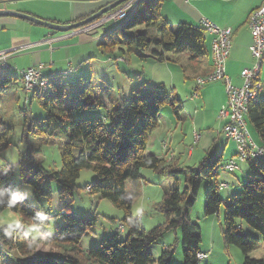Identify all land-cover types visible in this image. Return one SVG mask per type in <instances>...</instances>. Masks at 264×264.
<instances>
[{
	"label": "trees",
	"instance_id": "16d2710c",
	"mask_svg": "<svg viewBox=\"0 0 264 264\" xmlns=\"http://www.w3.org/2000/svg\"><path fill=\"white\" fill-rule=\"evenodd\" d=\"M162 1L139 0L123 18L102 24L104 35L98 44L101 53L125 47L135 51L141 60L152 57L166 62L170 54H187L190 60H203L208 54L207 35L200 23L172 25L161 13ZM91 57L79 61L77 69L90 63ZM7 69L0 70V96L9 91L14 94L17 79L22 82L21 75L11 76ZM72 73L73 68L42 74L44 85L25 96L24 102L28 98L35 99L45 116L36 118L29 109L18 110L23 118L22 139L25 140L24 132L30 135L33 129L40 135L62 140L60 168H45L36 160L39 150L30 147L18 156V182L9 174L0 176V212L8 209L16 213L24 226L48 224L52 214H42L31 205L18 185L29 187L36 201L49 202L51 185L55 182L59 199L56 215L62 217V222L54 225L52 236L40 234L37 238L29 235L22 225L0 226V258L8 255L7 264H168L174 245H164L158 256L152 253L150 246L172 230L175 235L178 232L183 247L182 264H201L206 255L199 250L200 228L188 211L194 206L203 182L206 183L203 214L218 215L223 204L220 188L226 189L228 184L218 181L219 169L224 164L222 154L216 151L215 140L195 166L169 163L164 156L166 152L160 156L148 153L147 142L159 126L158 116L164 106L170 108L175 120L181 119L182 101L172 88L168 92L164 83L144 81L125 96L109 83L95 81L92 72L85 73L90 74L89 77H80L76 84L62 82L63 77ZM260 93L247 102L245 120L247 128L251 126L256 134L258 144L264 147V96ZM90 112H101L102 116L82 118ZM9 133L10 127L0 118V151L8 146ZM244 162L252 176L242 185L241 192L224 204L221 240L224 245H234L241 250L242 264H264V256L249 257L250 252L264 242V160L248 156ZM144 169L173 180L153 207L163 217V222L149 230L132 218L131 200L126 196L125 187L126 180H145L141 176ZM83 170H91L95 175L85 185V191L108 200L124 214L122 220L108 218L117 231L102 239L98 247L87 249L81 247L80 241L85 233L92 231L100 215L79 216L71 210L74 195L81 191L77 179ZM124 227H127V235L122 240L119 233ZM39 245L49 246V251L37 252Z\"/></svg>",
	"mask_w": 264,
	"mask_h": 264
},
{
	"label": "rangeland",
	"instance_id": "374dc122",
	"mask_svg": "<svg viewBox=\"0 0 264 264\" xmlns=\"http://www.w3.org/2000/svg\"><path fill=\"white\" fill-rule=\"evenodd\" d=\"M124 2L117 4L116 7H112L110 10L107 9L103 14L85 23L83 26L67 30V33H72L73 35L71 37L65 36L67 38H64L62 41H56L55 39L63 36L65 32H53V37L51 38H54L53 41L55 40V42H49L47 40L49 28L19 17L20 19H17L18 25L14 26L11 23L10 26H5L4 29L0 28V46H5L0 47V52L8 51L9 60L13 62L11 65H16L19 71L22 68H28L41 63L43 66L45 65L41 70L42 74H48L50 71H67L73 68L74 73L63 77L62 82L76 84L80 77H89L90 74L87 75L85 73L92 72L91 74L95 81H99L100 83L107 82L113 86L115 91L119 90L125 96H128L132 89L138 87L144 81L149 83H164L168 92H171V88L174 87L175 92L181 98L186 116L182 121H178L175 126L166 128L158 126L149 136L148 142L150 141L149 145L152 146L155 137H162L163 140L160 141L161 150L162 152H166L164 156L167 162H175L180 166L193 167L204 156V150L211 145V139L216 136L217 131L222 129L221 127L217 130L219 128L217 124L219 120H225V117L220 114L218 107L219 93L224 88V85L221 83L222 81L212 80L206 82L204 85H198L199 83H197L199 79L208 77L216 70L217 66L213 61V54L210 55V69L205 67V59L203 61H193L188 58L187 54L167 55L169 62H160L152 57L141 60L135 51H129L125 47L122 50L114 49V52L102 54L98 47L101 41L99 39H102L104 35L101 28V20L104 17H108L107 14L112 13L113 10H118ZM4 8L10 11L27 13L47 21L58 22V20H61L58 23H62L68 18V14L66 11H63V8L50 4L48 0H10L8 4L0 9ZM56 15L60 19H54ZM109 22L110 20L107 23ZM171 23L172 25H176L177 21L172 19ZM80 33L88 35L91 39L80 42L79 35H77ZM15 35L20 37L16 38L13 45H10L12 44V37ZM210 43L211 39L207 38V44L210 45ZM90 56H92L91 62L84 68L77 69L80 64L78 62L82 59L90 58ZM85 68H89V70ZM11 73L17 75L16 71L11 70ZM55 81L57 82V80ZM239 83L241 84V81ZM17 86L16 97H14L12 91H9L7 94L3 93L0 96V118L4 124L10 127L8 146L0 151V176L9 174L16 182H18L17 162L20 153L26 152L31 148L38 149L39 151L35 154L36 160L41 162L47 169L58 170L60 168V153L63 148L62 140L58 137H48L45 134L40 135V132L33 129L31 131L33 133L30 135L24 132L23 136L25 134V140L22 139L23 118L18 110L29 109L32 116L36 118L43 117L45 114L43 108L35 99L31 100L28 98L24 102L25 96L29 94V91H27L26 86L19 79H17ZM198 86L199 89H202L201 95L195 96L194 91ZM196 90L198 91V89ZM203 93H207V98H203ZM197 111L198 113L196 114ZM170 115H172L170 108L164 106L160 110L158 117L159 120L166 124L171 119ZM85 116L101 117L102 114L101 112L96 114L90 112L83 115L82 118H85ZM246 129L249 137L258 145V138L251 126L246 127ZM224 138L220 136V139L223 141L226 139ZM191 148L192 155L189 156L188 152H190ZM237 148L235 142H228L224 150V157H228L231 151L232 153H236ZM154 150L158 151L157 148ZM224 157L222 159L223 163L226 161ZM237 164L238 169L233 173L226 172L222 166L219 169L218 181L220 184H228V188H220L223 204L218 215L205 216L203 214L205 182L202 183L194 206L188 211L191 220L200 228L199 235L201 242L199 250L202 254L206 255V257L202 258L201 264H242L243 262L241 250L234 245L226 246L221 240L224 204H227L232 195L239 194L247 178L252 176L245 162L237 161ZM147 170L150 171L149 169ZM147 170L144 169L143 171ZM144 172L141 176L143 175L146 181L142 179L126 180L125 187L126 196L131 200L130 214L132 218L138 222L140 227L149 230L163 222V217L159 213H156L153 207L162 197L163 189L169 185L167 181H170L171 184L173 180L166 175L159 176L152 172ZM94 176L91 170H83L81 172L80 177L77 179V185L81 188V191L74 195V203L71 207L72 212L79 216L86 214L100 215L92 231L85 233L82 237L80 245L83 249L90 248L91 246L98 247L102 239L117 231L116 227L111 225L108 218L122 220L124 217L123 212L114 207L111 202L106 199H100L95 194L89 195L85 191V185L89 184ZM181 182H183L182 178L179 179V183ZM51 186L52 194L49 199L50 201L45 202L44 199H41L38 202L31 195L29 187L21 184L18 185L19 191L23 193L31 205L42 214H52L48 218V224L39 223L38 225L30 224L24 226L19 215L7 209L0 212V226L22 225L33 238L39 237L40 234L52 236L54 225L61 223L62 217L56 215L59 208V199L56 191L57 185L53 182ZM126 235L127 227H124L123 231L119 233V238L124 240ZM178 238V232L175 235L174 231L169 230L150 246V250L155 256H158L164 245H174L173 255L168 264H182L183 247ZM36 251L47 252L49 251V246L39 245ZM54 251L56 252V250ZM263 256L264 242H260L250 252L249 257L262 258ZM8 259L9 256L3 254L0 258V264H7Z\"/></svg>",
	"mask_w": 264,
	"mask_h": 264
},
{
	"label": "crops",
	"instance_id": "0c3cea01",
	"mask_svg": "<svg viewBox=\"0 0 264 264\" xmlns=\"http://www.w3.org/2000/svg\"><path fill=\"white\" fill-rule=\"evenodd\" d=\"M48 1L50 2V4L57 5L63 8V11L67 12L68 18H66L62 23H59V24H66L68 22H71L74 19H77L76 21L85 19L86 17L97 12L98 10L105 8L107 4H109L110 2H113L114 0H48ZM263 1L264 0H163L161 4V13L163 17L169 23H171L172 19H174L175 21H177V23L187 22L193 25H198L201 19H207L209 21L214 22L219 27L229 28L231 30V47H230L229 56L225 62L224 68H225V73L228 75L232 85L240 86L242 84V79L240 77V71L244 68L252 66V63L254 62V59L252 58L250 50H249V46L251 43V35H250L249 27L246 22L247 17L249 13L252 10L259 7ZM3 6L4 5H0V8H2ZM17 19H20V18L12 16V15H1L0 16V28L4 29L5 26L6 27L10 26L11 23L14 26L18 25ZM54 19H60V18H57V15H56L54 16ZM58 22H61V20H58ZM58 22H54V23H58ZM31 29L33 30V28ZM48 30H49L48 31L49 34L47 35L48 36L47 40H49V42H55V40L62 41L64 38L71 37L73 35L72 33H67V31H59V32H65V34L63 36H60L58 39L56 38L53 41L54 38H51V37H53L52 36L53 32H56V31H52L51 29H48ZM77 35H79L80 42H84L88 39H91V37H89L88 35H84L82 33L77 34ZM18 37L20 36H16V35L13 36L12 44L10 45H13L14 42L16 41V38ZM207 38L211 39L212 37L211 35H207L206 42H205L207 50H208V54L204 58L206 62L205 67L206 68L208 67V69H210L211 50H210V45L207 44ZM0 47H5V46H0ZM9 58L10 57H8L6 60V63L8 65V69L6 70V72L11 76H18V74L20 75L19 73L20 71L18 70V67L14 64L11 65V63L13 62L9 60ZM22 69H25V68H22ZM11 70L16 71L17 75H14L13 73H11ZM258 78L263 87L260 94L264 96V64H262L260 67ZM240 81H241V84L239 83ZM16 89H18V86H14L15 95H17ZM172 89H173V92L176 91L174 87ZM201 90L202 89H198V91L196 90L195 96L201 95ZM203 98H207V93H203ZM225 99H226L225 91H224V88H222V91L219 93V98H218L219 110L224 105ZM197 113L198 111L196 112V114ZM185 116H186L185 109L183 108L180 114L181 119L179 121H182ZM170 117L171 119L166 124L165 122L159 120V123H160L159 127L161 126V127L166 128V127L175 126L178 123V121L175 120L171 115ZM223 123H224V120H221V121L219 120V122L217 123L219 128H217V130L222 127ZM218 131L216 133V136L211 139V144H212V141L215 140L214 144H215L216 151L220 152L222 154V157H224L225 147L227 143L230 142V140L225 139L224 136ZM194 136H195V132H194ZM220 136H223L225 141L221 140ZM162 140H163L162 137H159V136L155 137L153 140L152 146L149 145V142H150L149 141L148 146H147V152L148 153L151 152V153H154L160 156L164 152V151L162 152L161 150L160 141ZM155 148H157L158 151L154 150ZM234 154L235 153H232L231 151L228 157H224L225 160H227ZM188 155L189 156L192 155V148L190 149V152H188ZM145 172H148V171H145Z\"/></svg>",
	"mask_w": 264,
	"mask_h": 264
},
{
	"label": "built area",
	"instance_id": "2783aa9c",
	"mask_svg": "<svg viewBox=\"0 0 264 264\" xmlns=\"http://www.w3.org/2000/svg\"><path fill=\"white\" fill-rule=\"evenodd\" d=\"M138 2L139 0H125L124 4L118 10H113L112 13H108V17H104L101 20V24L107 23L109 20L110 22L118 21L130 9L136 6ZM106 7L108 10L112 8L110 4ZM246 22L251 35L249 50L254 62L252 66L240 71V77L242 79L240 86L232 85L224 68L231 47V30L226 27H219L207 19H201L199 22L206 35H211L212 37L210 50L217 67L212 74L206 78L199 79L197 83H199L198 85H204L206 82L212 80L222 81L225 89L226 102L219 111L225 117L226 121L223 123L222 129L218 132L227 140L235 142L238 147L236 154L224 162L223 169L228 171L238 169L237 161L244 162L248 156L264 160V147L259 144L257 145L249 137L245 120L247 102L249 99L257 97L262 90V84L259 81L258 75L261 65L264 64V1L259 7L249 13ZM7 52H0V70L8 67L6 63L8 58ZM43 67L42 64H38L22 69L19 72L22 76V83L26 86L27 91L31 92L37 89V87L44 85L45 82L41 79V70ZM199 257L202 258L203 255L200 254Z\"/></svg>",
	"mask_w": 264,
	"mask_h": 264
},
{
	"label": "water",
	"instance_id": "95a60500",
	"mask_svg": "<svg viewBox=\"0 0 264 264\" xmlns=\"http://www.w3.org/2000/svg\"><path fill=\"white\" fill-rule=\"evenodd\" d=\"M9 1L10 0H0V5H6L9 3ZM124 1L125 0H116L110 6L114 7L117 4L122 3ZM106 10H107V7L103 8L101 10H98L96 13H94L93 15H90L89 17H87L83 20L73 22V23L71 22L69 24L68 23H66V24L53 23L51 21H47V20L32 16V15L27 14V13H22V12H18V11H10V10H7L5 8L0 9V16L1 15H12L15 17H22L24 19H27V20L33 22V23L45 26V27L51 29L52 31H67V30H70L72 28H77V27L83 26L85 23H87V22L97 18L99 15L103 14L104 11H106Z\"/></svg>",
	"mask_w": 264,
	"mask_h": 264
},
{
	"label": "flooded vegetation",
	"instance_id": "af4514ba",
	"mask_svg": "<svg viewBox=\"0 0 264 264\" xmlns=\"http://www.w3.org/2000/svg\"><path fill=\"white\" fill-rule=\"evenodd\" d=\"M114 1H116V0H114ZM114 1H113V2H114ZM113 2H110L109 4L111 5ZM107 5H108V4H107ZM107 5H106V6H107Z\"/></svg>",
	"mask_w": 264,
	"mask_h": 264
}]
</instances>
